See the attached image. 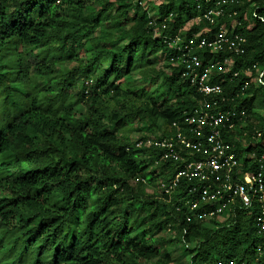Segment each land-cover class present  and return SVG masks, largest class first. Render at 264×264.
<instances>
[{
  "label": "trees",
  "instance_id": "1",
  "mask_svg": "<svg viewBox=\"0 0 264 264\" xmlns=\"http://www.w3.org/2000/svg\"><path fill=\"white\" fill-rule=\"evenodd\" d=\"M157 1L0 0V264H264V0ZM222 26L242 53L191 49L221 89L204 96L184 47ZM200 110L228 117L236 165L174 183L208 156L181 143H204L184 120Z\"/></svg>",
  "mask_w": 264,
  "mask_h": 264
},
{
  "label": "built area",
  "instance_id": "2",
  "mask_svg": "<svg viewBox=\"0 0 264 264\" xmlns=\"http://www.w3.org/2000/svg\"><path fill=\"white\" fill-rule=\"evenodd\" d=\"M232 2V0H230ZM226 0L223 1L225 3ZM221 14V10H209L205 14L206 19L214 20L216 16ZM236 41V43H235ZM177 42V41H176ZM244 42L243 39L238 38V36H234L232 40L226 37V28L222 26L219 32L214 36V40L211 42H206L205 40L200 41L198 44H195L193 40H190L188 44L184 47L185 53L182 55V63L184 64L185 72L182 74L183 77H188L190 82L196 85L197 90L202 93L204 96L215 95L220 93L221 89L218 85H210L208 83L210 72L214 65H209L207 68L203 70L202 74H198L196 66L198 65L197 56L191 55V49L202 48L204 46L211 49V52H215L222 48V43L228 45L229 48L233 49L236 53H242L240 48L241 43ZM184 58V59H183ZM225 65L230 66L231 61L225 59L223 62ZM218 71L224 70L222 66L217 67ZM185 122L188 125L193 126L190 131L197 132L205 137L204 143L192 144L189 142H185L181 139V143H183L186 147L193 148L197 152L201 151L204 154H207V158L204 161L196 162V163H188L186 165V169L179 172L174 179V183L177 181V178L180 176H185L187 178H199L201 180H206L212 175H220L224 174L226 179L229 178V172L231 168L236 165V161L234 159L233 154L228 153V146L225 145L220 136H219V126L223 125V121L228 120V117L224 115L221 111H216L214 113H209L208 111L200 110L194 112L193 115L187 116ZM207 128L208 130L204 131ZM207 132V133H206ZM177 138H181L180 134L177 135ZM151 139L147 140L145 145L148 146L151 143ZM140 143L138 142L136 146ZM160 144L161 146L167 145L171 147L170 144L155 143V145ZM244 181L247 184H252V177L245 173ZM218 179V177H216ZM219 180V179H218ZM224 187L229 190L231 185H224ZM210 188H204L200 195V200L202 201H211L214 202L218 200H222L225 197H231V195H224L222 190H217L214 193L209 192ZM164 192H167L168 189H163ZM245 191L241 186H236L232 191V196H238L243 201L245 207H249L250 200L244 193ZM186 205H189L190 210L195 211L197 208V204L192 201H186ZM225 203L220 204V207H217L213 211L209 212H200L194 213L193 216L200 220H208L213 217L214 214H220L223 210ZM260 229L264 231V223H260Z\"/></svg>",
  "mask_w": 264,
  "mask_h": 264
},
{
  "label": "rangeland",
  "instance_id": "3",
  "mask_svg": "<svg viewBox=\"0 0 264 264\" xmlns=\"http://www.w3.org/2000/svg\"><path fill=\"white\" fill-rule=\"evenodd\" d=\"M161 0H158L157 2H160ZM195 21H197V19L195 20ZM161 62H163V61H161ZM161 66H162V64L161 63H159V64H157V68H161ZM124 80H126V81H129V80H132V81H134V80H137L138 79V76H134V77H131V76H125L124 78H123ZM153 88H154V86H152V87H150L149 89L150 90H153ZM143 132L144 133H148L147 131H145V130H143ZM122 134L123 135H127V137H128V140H135L139 135H140V133H138V132H136L135 130H134V128L133 127H128L127 129H125L123 132H122ZM13 173V172H12ZM142 214V213H141ZM219 219L220 220H222L223 219V217L222 216H219Z\"/></svg>",
  "mask_w": 264,
  "mask_h": 264
}]
</instances>
